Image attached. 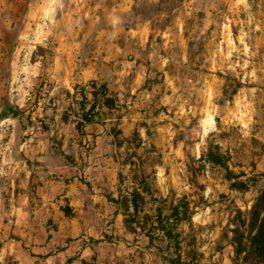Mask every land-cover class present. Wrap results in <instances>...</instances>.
I'll return each instance as SVG.
<instances>
[{"label":"rangeland","instance_id":"rangeland-1","mask_svg":"<svg viewBox=\"0 0 264 264\" xmlns=\"http://www.w3.org/2000/svg\"><path fill=\"white\" fill-rule=\"evenodd\" d=\"M5 2L16 3L20 40L32 32L25 19L53 29L63 19L81 52L105 54L106 77L89 79V91L122 83V95L107 99L101 145L115 163L125 227L161 244L172 264H233L236 231L248 235L245 213L264 188V0ZM37 42L17 43V54ZM10 220L0 216V248Z\"/></svg>","mask_w":264,"mask_h":264},{"label":"crops","instance_id":"crops-1","mask_svg":"<svg viewBox=\"0 0 264 264\" xmlns=\"http://www.w3.org/2000/svg\"><path fill=\"white\" fill-rule=\"evenodd\" d=\"M16 9L0 3V136H8L0 143V179L8 174L13 202L0 210L11 219L1 229L0 264H172L161 244L125 227L114 200L115 163L101 141L107 99L122 95L123 85L109 83L105 93L84 85L106 77L105 54L81 52L63 19L56 29L25 19L32 32L20 40ZM28 40L40 42L19 56L17 43ZM84 113L92 118L76 126Z\"/></svg>","mask_w":264,"mask_h":264},{"label":"trees","instance_id":"trees-1","mask_svg":"<svg viewBox=\"0 0 264 264\" xmlns=\"http://www.w3.org/2000/svg\"><path fill=\"white\" fill-rule=\"evenodd\" d=\"M245 215L246 220H250V229L247 236L236 231L238 235L234 238L236 254L233 264H264V188L259 189L252 208ZM246 220L242 223L245 224ZM166 235L173 236L172 232Z\"/></svg>","mask_w":264,"mask_h":264},{"label":"built area","instance_id":"built-area-1","mask_svg":"<svg viewBox=\"0 0 264 264\" xmlns=\"http://www.w3.org/2000/svg\"><path fill=\"white\" fill-rule=\"evenodd\" d=\"M92 84H95L94 83V81H92L90 84H88L86 87H90V88H92V90L94 89V86L93 87H91L92 86Z\"/></svg>","mask_w":264,"mask_h":264}]
</instances>
